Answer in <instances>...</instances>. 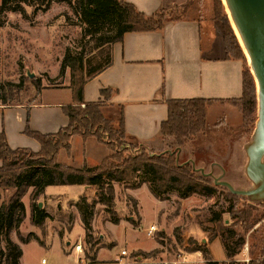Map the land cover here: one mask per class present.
<instances>
[{"label":"rangeland","instance_id":"374dc122","mask_svg":"<svg viewBox=\"0 0 264 264\" xmlns=\"http://www.w3.org/2000/svg\"><path fill=\"white\" fill-rule=\"evenodd\" d=\"M29 1V3L25 4L20 0H7V6L12 7L19 4L20 10L5 9L0 12V104L27 105L36 100L44 88L68 85L69 72L67 68H62L63 57L66 54H81L84 61L89 63V65L96 64L99 57H93V54L98 52L93 48V38L108 31L106 26L97 30L94 28L88 29L75 9L77 8L76 0ZM188 11L198 16L208 17L215 23L216 21L213 19L215 12L225 19L243 55L244 68L248 70L253 78L256 99L258 83L254 76L251 59L242 41L240 44L233 31L230 23V21L232 22V17L226 0H188L184 5L176 4L162 9L159 14L166 18H174L179 15L183 16ZM216 25L218 26L217 23ZM218 28L220 29L219 26ZM30 74H33L32 77H30ZM56 96L57 92L55 90H48L41 97L43 99H54ZM229 103L238 107L236 103L230 101ZM217 114L218 112H214L211 115V122H209L210 120L206 122L205 117V129L185 139L181 146L175 149L178 151L177 159L180 165L189 163L194 167L196 176L206 178L209 184L214 187V191L209 195L192 193L191 198L182 201L175 198V196H178L176 192H169L167 204L177 207L175 212L181 213L186 222L189 221L195 224L201 231L202 229L198 222L201 221L204 226H210L208 218L211 210L220 209L223 211L222 222L225 226L231 225L232 222H240L244 214L239 212L243 209L248 210L251 213L249 221L253 222L258 219L260 222L248 232H244L240 224L236 225V230L243 234L245 241H247L245 246L247 247L246 251L250 253L248 254L249 260L251 255H255V250L256 255L259 256L261 237L264 235V200L260 202L250 201L246 196L234 194L227 187L215 184L213 179L220 177L218 180L228 182L235 189H248L251 187L252 184L243 171V166L246 162L243 146L250 140L257 118L256 101L254 110L249 113L245 122H243L240 111V124L236 126H227L217 123L218 121L213 123V118ZM112 124L114 128H117L119 125L118 120ZM103 138L105 141L109 140L108 135L104 132ZM125 141V144L132 143V145H128L126 149L120 148L123 150V153H121L124 156L137 154L140 148H143L144 152L148 154L154 152V154L165 155L167 150L169 152L174 151L170 148L172 146L167 147L165 145L161 150L159 148L150 150L149 148L140 147V144H137L138 142L134 140L127 138ZM112 152L114 153L113 149L112 151L110 150V153ZM59 158L62 159L64 157L60 155ZM197 168H202L204 172H211L212 176L202 174ZM126 187L131 186L129 183L117 184L114 192L113 208L119 219L118 223L120 221L122 223L117 226L110 224V227H108L109 215L104 211V206L97 203L91 222V237L87 240L84 239V234L79 240L73 237V235H80L83 232V228L77 222L74 226L75 220L80 215L75 206H70V201L66 200V197L57 196L52 197L50 200L46 196L42 197L40 195L36 201L41 203L40 207L43 206L45 208L49 217L46 218L41 227H38L31 223L30 215L25 211L24 219L17 229L21 236H28L30 239L29 243L27 242L23 246L22 262L24 264H35L40 261L41 257H45L50 264L51 262H63L58 243L54 242L49 248L51 236L58 235L64 252L70 251L74 244H80L81 255L84 258H86L85 253L92 256L94 250L100 248H103L106 255L110 257L120 256V250H126V254H121L120 256L124 257L122 258L124 259L123 261L119 259L118 261L98 262L99 264H116L120 261L124 262L122 264H172L171 258L164 257L165 254L160 252L163 248L159 247L158 249L145 252L139 249L131 250L127 246L129 245V237H136V243L141 248L151 246L143 230L149 225L151 220L156 222H158L157 219L162 220L163 212L159 213V211L164 204L163 202L161 204L145 186L134 189L132 193L134 197L125 193ZM91 188L95 193H93V190L89 191L88 194L85 193L89 200L96 196L95 187ZM12 192V188L0 189V205L8 202ZM62 204H65V206H62ZM228 206H233V213L235 214H230L226 211ZM28 211H30V206H28ZM140 215L143 222L139 227ZM73 226V235H71L70 232ZM125 228L128 230L133 229L134 231L129 233L126 230L124 232ZM172 233L175 236L178 247L172 243L164 232L163 234L156 232L153 239L162 243L173 259H176L177 254L181 250L186 251V244L182 242L183 229L181 227H174ZM176 233L179 234L181 241L176 238L178 237ZM203 233L206 239L207 234ZM9 234L10 237L19 240L16 230L12 229ZM35 236L43 241L44 246L32 239ZM242 249H244V245L235 256L240 263L246 262L239 255ZM5 252V235L1 233V264H7ZM95 255L93 256L94 258ZM72 258L71 260H73ZM94 258L93 260L87 258L88 262H95Z\"/></svg>","mask_w":264,"mask_h":264},{"label":"crops","instance_id":"0c3cea01","mask_svg":"<svg viewBox=\"0 0 264 264\" xmlns=\"http://www.w3.org/2000/svg\"><path fill=\"white\" fill-rule=\"evenodd\" d=\"M125 1L149 16L158 10L176 4L184 5L188 0ZM111 57L112 61L109 66L85 81L83 99L85 102H99L102 114L112 122L118 120L122 111L126 138L134 140L150 150L154 148L161 150L165 146V142L160 136V127L167 118L166 99H209L206 122L210 120L214 112H218L217 116L213 118V123L218 121L227 126L240 124V111L237 106L229 103V100L241 96L243 62L240 59L227 57L222 33L210 18L188 11L176 20H168L161 29L127 31L120 41L111 45ZM102 89H108L106 95L102 94ZM48 90H55L57 96L54 99H43L42 94ZM71 100V89L66 85L42 89L38 98L27 105L0 104V132L4 133L8 146L12 149L25 148L32 152L39 151V142L29 136L26 130L55 133L60 128L67 126L68 117L62 106L69 104ZM109 154L108 146L98 141L95 136L73 134L70 138V150L67 152L65 148H61L56 155V161L74 168L92 167L99 164ZM60 155L64 158L60 159ZM120 183L124 182L113 183L114 192L116 185ZM141 186L148 189L144 183L139 187ZM137 188L126 187L125 193L133 196V190ZM31 190V187L28 188L21 198L28 215H30L28 206H30L29 194ZM91 190L93 189L87 185H48L44 188L41 196H46L50 200L52 197L64 196L66 200L70 201V206L74 207L73 203L77 197L81 194H88ZM93 193H95L94 190ZM191 196L185 198L175 196V198L182 201L191 198ZM157 200L164 204L159 211V213L163 212L162 220L157 219L158 222L151 220L143 230L151 246L148 248L139 247L136 237H129V245L127 243L126 245L131 250L139 249L145 252L159 247L163 248L160 252L165 254L164 257L171 258L172 264H205V259L200 251L181 250L177 254V258L173 259L167 248L165 249L162 243L153 239L156 232L162 234L164 232L178 247L172 230L174 227H181L184 244L188 237H193L202 243L206 242L204 233L195 224L186 222L181 213L175 212L177 207L167 204V199ZM76 222L82 225L80 217L75 220L74 226ZM142 222L141 217L139 227ZM121 223L122 221L118 224L108 221L107 224L110 227V224L117 226ZM150 225L156 226L152 236L146 234ZM74 226L70 232L71 235H73ZM126 230L128 229L125 228L124 232ZM132 231L134 230H128L129 233ZM83 234L84 229L80 235H73V237L79 240ZM10 239L20 247L23 255V246L27 243H22L12 237ZM54 242L58 243L63 262H51V264H75L81 260L85 264H99L98 262L103 261L124 260L122 259L124 257H120L121 250L120 256L110 257L106 255L103 248H100L94 258L96 263H89L87 258L82 257L81 252L74 249L76 244L71 247L70 251L64 252L58 235L51 236L49 248ZM246 242L245 244H247ZM206 246L212 260L223 261L226 259V252L219 237H215ZM248 254L250 253L243 250L239 253L243 260L245 257L248 258ZM254 254L249 258L257 256L256 250ZM22 255L19 258L20 264H24ZM234 258L236 259V257ZM121 261L117 263H124ZM39 263L40 261L35 264Z\"/></svg>","mask_w":264,"mask_h":264},{"label":"trees","instance_id":"16d2710c","mask_svg":"<svg viewBox=\"0 0 264 264\" xmlns=\"http://www.w3.org/2000/svg\"><path fill=\"white\" fill-rule=\"evenodd\" d=\"M20 1L25 4L30 2L29 0ZM8 7L7 0H1L0 12L5 9L20 10L19 4ZM76 7V11L88 29L97 30L106 26L108 31L93 38V48L98 51L97 54H93V57H99L96 64L89 65L81 54H66L63 57L62 68L68 69L67 86L72 93L71 102L62 106L68 117V125L55 133H41L27 129L26 133L40 144L37 152L25 148H10L4 133L0 132V189H13L8 202L0 205V234L5 235L7 264H20L19 258L22 255L20 247L10 239V231L16 230L21 242L30 241L28 236H21L17 230L25 215L21 198L30 187L32 188L29 194L30 220L38 227H41L49 217L45 208L40 207L36 201L46 186L78 184L95 187V198L89 200L86 194H81L73 203L80 215L85 240L91 237V222L97 203L104 206V211L108 213V219L112 223H118L119 219L113 208L114 182L129 183L132 188L146 183L150 193L159 200L167 199L169 192H176L179 197L185 198L192 193L209 195L214 191V187L206 178L196 176L194 168L189 163L180 165L177 150H175L185 139L205 129L209 99H166L167 118L161 123L160 136L165 145L172 146L170 148L174 151L167 150L165 155L154 154V152L148 154L140 148L139 153L126 156L122 155L123 150L120 148L126 149L132 143L125 144L127 138L122 111L118 118L119 125L114 128L112 120L102 115L99 102H85L83 99L85 81L111 64V45L120 41L125 32L161 29L168 20H176L182 15L166 18L160 15L161 10H158L147 16L125 0H76ZM213 19L221 29L227 57L240 59L243 62L241 96L229 101L238 105L245 122L246 117L255 107L253 78L244 68L243 55L228 23L217 12L214 13ZM101 92L106 95L108 89H102ZM103 132L108 135L109 140H104ZM73 134L93 135L98 141L106 144L111 151L113 149L114 153H110L99 164L92 167L74 168L60 164L56 161V155L61 148H65L67 152L70 150V138ZM140 147L145 146L140 144ZM226 211L232 214L233 206H228ZM222 213L220 209L211 210L208 218L210 226H204L199 221L202 231L207 234L206 242L200 243L188 237L185 250L200 251L205 264H264V235L261 237L259 256L242 263L234 258L245 244V238L236 230V225H242L243 231L248 232L260 221L257 219L250 222L251 213L243 209L239 212L244 214L240 222H232L231 225L225 226L222 222ZM177 236L176 238L181 241L179 234ZM215 237H220L225 249L226 259L223 261H214L208 255L206 244ZM32 239L44 246L43 241L36 236ZM96 251L97 249L92 256L85 253V257L93 260Z\"/></svg>","mask_w":264,"mask_h":264},{"label":"water","instance_id":"95a60500","mask_svg":"<svg viewBox=\"0 0 264 264\" xmlns=\"http://www.w3.org/2000/svg\"><path fill=\"white\" fill-rule=\"evenodd\" d=\"M226 2L232 23L250 56L258 83L257 118L250 140L243 146L246 154L243 171L250 180L251 187L235 189L228 182L218 180L220 177L213 180L215 184L227 187L234 194L246 196L250 201L260 202L264 200V0H226ZM32 75L30 74V77ZM197 169L202 174L212 176L211 172H204L202 168ZM38 205L41 206V203L39 202Z\"/></svg>","mask_w":264,"mask_h":264},{"label":"built area","instance_id":"2783aa9c","mask_svg":"<svg viewBox=\"0 0 264 264\" xmlns=\"http://www.w3.org/2000/svg\"><path fill=\"white\" fill-rule=\"evenodd\" d=\"M155 230H156V226H155V225H150L149 228H148L147 231H146V234H147L148 236H152ZM74 249L78 250L79 252H82V251H81V246H80V244H76V245L74 246ZM242 250H243L244 252H246L247 247L244 245V249H242ZM121 254H122V255H123V254L125 255V254H126V250H121ZM244 261L247 262V261H248V258L245 257V258H244ZM39 264H50V263H49L45 258H41ZM75 264H85V263L83 262V260H81V261H78V262L75 263Z\"/></svg>","mask_w":264,"mask_h":264},{"label":"bare ground","instance_id":"6f19581e","mask_svg":"<svg viewBox=\"0 0 264 264\" xmlns=\"http://www.w3.org/2000/svg\"><path fill=\"white\" fill-rule=\"evenodd\" d=\"M230 23H231V26H232V28H233L234 33L236 34V36H237V38H238V40H239V42H240V44H241V40H240V38H239V35H238V33H237V31H236V29H235L233 23H232L231 21H230Z\"/></svg>","mask_w":264,"mask_h":264}]
</instances>
